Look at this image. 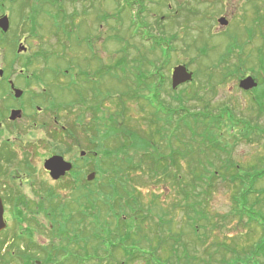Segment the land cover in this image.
<instances>
[{
    "label": "rangeland",
    "instance_id": "rangeland-1",
    "mask_svg": "<svg viewBox=\"0 0 264 264\" xmlns=\"http://www.w3.org/2000/svg\"><path fill=\"white\" fill-rule=\"evenodd\" d=\"M50 1H53V6ZM101 1L15 0L3 3V6L0 4V16L8 14L11 27L6 36L0 31V40L3 38L10 40L19 31L27 29L30 21L28 17L35 16L40 26V60L47 58L48 63L57 70L69 69L73 73V68L76 72L82 71L88 75H102L99 77V88L104 105L98 113H92L88 110L86 119H84L83 112L70 108L73 99L70 91H65L62 94L57 93L58 100L68 102V107L63 113V121L69 125L72 121H78L77 117H80L84 122L92 125L96 124V121H106L107 119L108 128L110 127L109 129L115 132L120 131L121 133L124 128L132 133L150 134L152 130L153 136H156L155 130L157 131V129L151 123L154 121L151 113L153 109L144 99L130 100L125 98L124 114L117 113L121 111L117 98L126 90L127 83L136 87L138 82L137 73L140 70L142 72L143 69V72L147 75L151 74L150 70L155 71L154 67L148 64V61H151L160 66L161 75H163L161 80L164 82L159 87V99L162 103L177 107L178 99L174 100L173 98L182 94L183 103L187 110L206 111L204 110L205 106H209L213 114L218 115L225 110L229 113L228 115H226L227 113L223 114L222 121L225 122V125H230L229 120L233 119V115L234 120L238 121L242 127L246 123L244 120L249 123L252 122V129L256 132L250 135L251 139L249 140L238 136L239 134H237L238 137L232 139L227 135L229 134L228 129H222L225 136L221 140V146L222 149L226 150L225 152H218V155L210 154L215 167L222 168L224 161L228 158L226 153L230 152V159L235 164H242L243 170L264 169V138H260L257 132L264 129V114H260V108H264V0H107L99 10L105 12L107 17L110 15L112 17L102 28H99L101 22H99L98 7ZM95 3L98 5L91 7ZM185 5L194 9L195 12L193 13L196 14L184 13L181 10L179 15L176 14L177 8ZM221 17L228 21L227 26L218 23V19ZM146 28L150 37H146ZM116 36L124 38V42L117 43L114 39ZM88 37L94 38L98 57L102 59V63L97 59L94 60L97 56L91 50L90 45L85 42V38ZM158 40L162 44V49L157 48L158 50L152 53L153 42ZM121 48L125 49L124 54L120 52ZM260 50H263V52ZM136 57H141L146 63L141 67L142 69L138 68L139 65L134 61ZM123 59H126L124 64L112 71L105 72L104 69L116 66L118 61ZM164 63H166L165 66H163ZM260 63L263 65V69L260 67ZM179 64L188 66L189 70L194 73V80L173 91L171 73L173 68ZM149 67H152V69ZM236 67L239 68L240 72L235 71L223 78L227 72L226 68L232 71L237 69ZM40 69L45 73L49 70L45 64H40ZM244 73L255 77L258 86L260 82V86L255 93L254 91L246 93L239 87L238 78ZM69 80L70 77L67 78V84ZM88 87L92 88L93 86ZM138 92L148 94V91L144 90ZM256 95L259 97V102L261 99L263 100L259 105L254 99ZM90 98H92L91 104L97 102L94 95L93 97L88 96V100ZM111 116L116 118L117 126L119 125L117 130L115 127H111L114 124L110 120ZM240 129L241 127L236 128L233 133H239ZM102 130L103 133L107 131L106 128ZM90 134H92V137L97 136L94 127H92ZM60 138H63V136L61 135ZM124 139L126 138L122 137L117 143L114 140L102 143L100 136V140L97 138L95 143L93 138L91 147L98 146L96 148L102 155L104 151H109L108 149H111V147H118ZM155 139H158V137ZM187 140L189 141V139ZM160 144V150L164 153L166 151L165 143L160 141ZM58 145L51 147L45 144L40 149V205L43 200L42 196L45 194L43 189L45 188L46 192L51 189L59 195L62 202L70 200L67 211L74 210L76 212L83 209L79 206L81 202L79 200L81 191L77 189L81 187L79 179L86 184L88 183L87 175L96 172V178L89 183L91 184L90 189L95 193H99L101 190L99 189L100 185L112 176V173L109 172L112 161H109L108 157L105 160L106 163L102 167L105 169V173L102 174V177L97 171L100 162H94L88 166L86 172L80 171L77 176L73 175V177L70 176L61 183H56L50 175L43 172L42 162L43 157L56 153L58 149L62 150L63 146ZM79 151V149H76L78 157ZM142 154L140 150L139 156H134L136 163L139 162L141 157L144 159L142 169L129 171L128 173L129 181L137 189L141 203L147 207L151 204L153 196L157 195L159 199L156 207L170 211L174 217L171 227L172 233L177 234L185 231L182 242L188 246L191 245L189 254L207 259L204 246L200 247L198 254L193 247V242L196 243V241L194 236L190 235L187 211H173V205L178 207L181 203H186L181 191L174 184V180L165 182L156 179L155 175L150 172L153 165ZM181 163V168L179 167L180 169L177 168V170L183 175L185 182L190 181L189 165L186 161ZM231 175H233V170L228 173L221 171V176L213 181L214 188L209 189L210 194L207 198L206 208L208 214L213 217L214 221H217L220 229L213 234L211 241L206 243V246L211 247L213 245L214 247V243H228L235 249L242 250L258 241L263 233L256 225L252 224L249 227L247 218L241 220L236 214L238 208L236 207L235 198L239 197L241 183L240 181L231 183ZM260 191L262 195L249 197L251 204L255 203L257 199H260L264 204V179L256 185V192ZM99 212L101 218H107L108 212L105 209L102 208ZM66 215L67 213L62 212L60 220L65 219ZM26 217L29 221L39 222L40 229L30 231L33 233L32 239L39 246L50 245L53 240L58 239L55 236L51 237V232H49L51 221L40 214V210L30 209ZM153 218V222H147L146 225H143L144 234H149L150 239L154 240V248L158 246L159 257L167 259L172 254L171 252L167 255L170 243L163 238L164 240L158 244L156 227L158 217L153 216ZM169 219L172 220V218ZM109 221L113 222L111 217H109ZM29 223L23 221V225L19 229L14 220V232L25 229ZM163 234L168 236L165 231H163ZM81 237L85 238V235H81ZM17 243L18 241H10L7 249L22 251L17 247ZM90 244L92 245L91 251L93 254L89 258L85 254L77 253L68 254L66 258L71 256V260L81 261L84 264H98L103 257L94 255L96 245L93 241L92 243L90 241ZM21 246L25 245L21 244ZM32 246L36 247L35 244ZM105 248H108V246H105ZM210 249L212 250V248L208 250ZM28 254L33 256V264H41L40 256L42 255H40V252L32 248ZM226 255L229 256V254ZM66 263L70 264L68 261ZM12 264H19V262H12ZM130 264L145 263L141 260H135Z\"/></svg>",
    "mask_w": 264,
    "mask_h": 264
},
{
    "label": "trees",
    "instance_id": "trees-1",
    "mask_svg": "<svg viewBox=\"0 0 264 264\" xmlns=\"http://www.w3.org/2000/svg\"><path fill=\"white\" fill-rule=\"evenodd\" d=\"M50 2L53 6V1ZM168 8L170 9V7ZM180 10L184 13L196 14L193 13L195 12L194 9L187 5L179 6L176 14L179 15ZM111 17L110 15L108 20ZM146 31L148 32L147 28ZM117 41L122 42L123 38L120 37ZM157 48L162 49L160 41H155L151 50L156 51ZM260 51L263 52V50ZM134 61L140 69L146 64L141 57H136ZM125 62L126 59L118 61L116 66L108 67L107 72L114 70ZM148 62L154 67L155 71L150 70L151 74L147 75L143 72V69L142 72L140 70L137 73V79H140V83H136V87L127 83L126 90L117 98L120 103L118 106H121V111L117 113L124 114L125 98L130 100L144 99L153 109L151 113L154 121L151 123L157 129V131L155 130L156 136H153L152 130L150 134H143L141 132L132 133L123 128V132L120 133V131L115 132L110 130V127H106L107 131L104 135L102 134L103 141L114 140L117 143L122 137L126 138L118 147H111V149H108L109 151H104L109 161H112L109 172L112 173V176L114 175L113 178L110 179L112 177L110 176L100 185L99 189L101 190L99 193L80 189L79 200L81 202L79 206L83 209L76 212L74 210L67 211L70 200L62 202L55 191L48 189L46 192L44 188L43 192L45 194L42 196V204L40 209L37 210H40V214L51 221L49 232H51V237L58 238L56 240L58 243L53 240L50 245L39 246L34 240L25 239L22 242L26 245L28 249L26 250L30 252V249L34 248L40 252V255H42L40 256L41 264H67L66 261L70 264H84L81 261L71 260V256L68 258L66 256L77 253L85 254L89 258L93 254L90 241L91 243L93 241L96 245L94 255L103 257L98 264H130L135 260L144 261L145 264H264V204L260 199H257L253 204L249 201V197L252 195H262L261 191L256 192V185L264 179V169L243 170L242 164H235L230 159V152L226 153L228 158L224 161L222 168L215 167L213 158L210 157L212 156L210 154L218 155V152H225L226 150L224 148L223 150L221 146V140L225 136L223 128L228 129L229 134L227 135L232 139L241 136L249 140L251 139L250 135L256 132L252 129V122L249 123L244 120L246 123L242 127L238 121L234 120L233 115V119L229 120L230 125H225V122L222 121L223 114L227 113L226 115H228L229 113L225 110L218 115L213 114L209 106H205L204 110L206 111L187 110L183 103L182 94L173 98L174 100L178 99L177 107L162 103L159 99V87L164 81L161 80L163 75H161L160 66L157 63ZM165 65L166 63L163 64V66ZM260 67L263 69V65ZM149 68L152 69V67ZM226 71L223 78L239 71V68L232 71L226 68ZM139 90L148 91V94H142V92H138ZM256 100L259 101V97ZM262 101L261 99L260 102ZM260 114H264V108H260ZM110 120L114 123L111 127H115L117 130L119 125L117 126L116 118L111 116ZM239 127H241L239 133H233V130ZM98 132L103 133V130ZM257 132L260 138H264V129ZM237 134L239 135L237 136ZM96 135V137H92L91 142H93V138L94 143L97 138L100 140L101 134ZM156 137L158 139H155ZM160 141L165 143L166 151L164 153L160 150ZM140 150L143 153L142 155H145L153 165L150 172L155 175L156 179L165 182L174 180V184L181 191L186 203H181L178 207L173 205V211H187L190 235L194 236L196 241V243L193 242V247L198 254L200 247L204 246L207 259L189 254L191 245L188 246L182 242L185 231L177 234L172 233L171 227L174 217L170 211L156 207L159 199L157 195L153 196L151 204L147 207L141 203L138 191L133 187L128 176L129 171L142 169L144 159L141 157L139 162H135V157L139 156ZM134 153L137 154L134 155ZM182 161H186L189 165L191 178L187 182L177 170V168H181ZM231 170H233V175H231L230 182L240 181L241 183L239 197L235 198L236 207L238 208L236 214L241 220L247 218L249 227L252 224L256 225L263 233L258 241L242 250L235 249L228 243H214V247L213 245L211 247L206 246V243L211 241L213 234L220 229L217 221H214L213 217L208 214L206 208L207 198L210 194L209 189L214 188L213 181L221 176V171L228 173ZM100 173L104 174L105 171L101 168ZM102 208L108 212L107 218H101L99 211ZM62 212L67 213V215L65 219L60 220ZM153 216L158 217V224H156L158 244L164 240L163 238L170 243V252L167 250V255L171 252L172 254L167 259L159 257L158 246L154 248V240L150 239L149 234H144L143 225H146L147 222H153ZM23 217L25 216L23 215ZM109 217L113 222L109 221ZM169 218H172V220ZM29 222V227H32L34 221ZM163 231L168 233V236L163 234ZM81 235H85V238H82ZM4 244V242H0V252ZM33 244L36 247H33ZM105 246H108V248H105ZM18 248L20 249V247ZM209 248H212V250L210 249L211 252H209ZM226 254H229V256ZM15 255L17 254H12L10 251L5 254L13 260H17L19 264H33V256L28 254L16 259L14 258ZM7 257L4 259H7Z\"/></svg>",
    "mask_w": 264,
    "mask_h": 264
},
{
    "label": "flooded vegetation",
    "instance_id": "flooded-vegetation-1",
    "mask_svg": "<svg viewBox=\"0 0 264 264\" xmlns=\"http://www.w3.org/2000/svg\"><path fill=\"white\" fill-rule=\"evenodd\" d=\"M28 18L27 29L19 31L10 40H0V203L6 225L0 231V241H6L0 252V264L16 262L10 260V256H5L10 241H24L20 238L23 235L14 232V216L20 217L18 228L21 229L23 215L28 214L30 209H40L42 146H63L62 150L43 157L44 173L50 175L45 169V162L55 155L62 156L72 164V170L56 183L77 176L80 171L86 172L94 160L98 161L97 152L91 147V124L84 121L66 124L63 113L68 102L58 100L57 93L70 91L73 97L70 108L75 111L88 113V110L92 112L94 109L98 112L104 105L98 89L100 82L93 84L91 74L76 72L73 68L74 72L70 74L68 69L52 67L48 59L40 60V26L35 16ZM104 19L105 13L101 11L99 28L104 26ZM87 42L90 45L96 43L93 37H89ZM96 56L94 60L102 63L98 54ZM40 64H45L48 72H43ZM68 77L70 80L67 84ZM90 85L93 87L89 88ZM92 94L97 100L95 104L90 103L92 98L88 100V96L93 97ZM95 126L97 130H102L105 123H96ZM61 135L63 138H60ZM76 149L80 150L79 157ZM103 164L101 161V166ZM25 228L28 233L30 227L27 225ZM28 237L33 238V234L28 233L25 238ZM20 248L22 251H11L17 254L16 259L28 255L26 245Z\"/></svg>",
    "mask_w": 264,
    "mask_h": 264
},
{
    "label": "water",
    "instance_id": "water-1",
    "mask_svg": "<svg viewBox=\"0 0 264 264\" xmlns=\"http://www.w3.org/2000/svg\"><path fill=\"white\" fill-rule=\"evenodd\" d=\"M2 1H15V0H2ZM221 25H227L228 21L225 18L219 20ZM0 28L7 32L10 28V21L8 16H3L0 18ZM193 80V73L190 72L185 65H179L173 69L172 73V87L173 89L178 88L179 86L191 82ZM240 87L244 90H251L257 87V82L252 77H247L243 79L240 83ZM45 168L50 172L51 177L54 180L60 179L62 176L69 172L72 169V164L68 163L61 156H54L48 159L45 163ZM95 174L88 176V180L92 181L95 178ZM4 209L2 203H0V231L5 228L4 223Z\"/></svg>",
    "mask_w": 264,
    "mask_h": 264
}]
</instances>
